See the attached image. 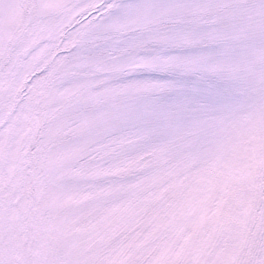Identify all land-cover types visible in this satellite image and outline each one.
<instances>
[{
  "label": "snow or ice",
  "instance_id": "1",
  "mask_svg": "<svg viewBox=\"0 0 264 264\" xmlns=\"http://www.w3.org/2000/svg\"><path fill=\"white\" fill-rule=\"evenodd\" d=\"M0 264H264V0H0Z\"/></svg>",
  "mask_w": 264,
  "mask_h": 264
}]
</instances>
